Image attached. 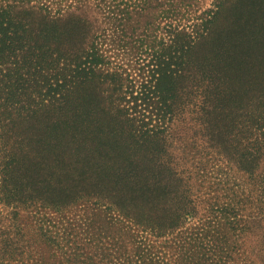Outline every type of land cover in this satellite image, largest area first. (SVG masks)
<instances>
[{"label": "trees", "instance_id": "16d2710c", "mask_svg": "<svg viewBox=\"0 0 264 264\" xmlns=\"http://www.w3.org/2000/svg\"><path fill=\"white\" fill-rule=\"evenodd\" d=\"M193 1L0 0V203L56 208L95 197L130 217L147 200L158 210L149 228L164 231L191 218L187 186L162 160L164 123L185 112L180 90L189 85L200 99L197 118L211 105L204 115L214 126L210 141L255 173L264 156V92L245 107L231 67L241 71L247 56L227 54V40L219 49L223 72L209 60H192L222 2L182 27ZM132 47L151 56L139 84L111 59ZM233 113L243 119L249 148L228 138L241 125ZM128 137L149 139V159H134L123 147ZM206 258L202 252L200 261L187 262Z\"/></svg>", "mask_w": 264, "mask_h": 264}, {"label": "rangeland", "instance_id": "374dc122", "mask_svg": "<svg viewBox=\"0 0 264 264\" xmlns=\"http://www.w3.org/2000/svg\"><path fill=\"white\" fill-rule=\"evenodd\" d=\"M214 1L194 0L186 13L191 20H182L180 26L212 9ZM221 1L216 19L199 40L192 60H209L223 72L222 42L228 41L227 54L237 57L243 52L247 64L241 71L231 67V74L240 80V86L244 82L251 85L234 88L244 94L243 103L248 107L250 99L254 103L253 98L264 92V0ZM112 54L114 65L127 69L132 81L139 84L149 75L148 68L141 71L151 59L144 47ZM193 87L180 90L183 115L164 123L169 131L162 155L163 163L187 186L193 206L191 218L164 231L149 228V217H155L158 210L147 200H139V204L145 202V208L129 211L130 217L111 206L108 199L95 197L54 209L41 204L0 203V264H188L192 256L200 261L202 252L207 258L200 264H264V156L252 176L230 161L216 141H210L214 126L204 115L211 105L197 118L194 111L200 99L195 100ZM231 116L241 125L228 138L249 148L243 119L235 113ZM123 147L136 154V160L143 155L149 159V139L128 137ZM136 196L149 198V194ZM171 205L169 201L167 207ZM136 216L148 225L138 224ZM254 220L261 224H252Z\"/></svg>", "mask_w": 264, "mask_h": 264}]
</instances>
